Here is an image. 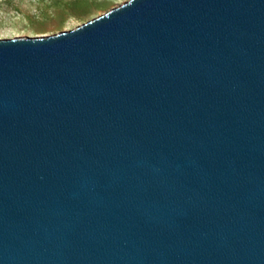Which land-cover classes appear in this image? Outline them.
<instances>
[{"label":"water","instance_id":"water-1","mask_svg":"<svg viewBox=\"0 0 264 264\" xmlns=\"http://www.w3.org/2000/svg\"><path fill=\"white\" fill-rule=\"evenodd\" d=\"M0 264H264V0L0 41Z\"/></svg>","mask_w":264,"mask_h":264},{"label":"rangeland","instance_id":"rangeland-1","mask_svg":"<svg viewBox=\"0 0 264 264\" xmlns=\"http://www.w3.org/2000/svg\"><path fill=\"white\" fill-rule=\"evenodd\" d=\"M130 0H0V41L68 32Z\"/></svg>","mask_w":264,"mask_h":264}]
</instances>
